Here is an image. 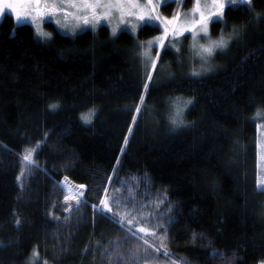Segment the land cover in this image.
<instances>
[{"label": "trees", "instance_id": "16d2710c", "mask_svg": "<svg viewBox=\"0 0 264 264\" xmlns=\"http://www.w3.org/2000/svg\"><path fill=\"white\" fill-rule=\"evenodd\" d=\"M173 4L161 7L163 18L178 12L180 2ZM231 27L240 34L228 59L214 73L193 76L166 48L155 70L139 55L141 41L156 28L143 26L136 37L127 30L113 36L106 25L75 36L55 31L45 43L30 24L5 15L0 23V264L160 260L94 207L105 188L111 198L118 180L133 175L147 178L154 194L168 197L172 210L157 228L159 237L187 264H212L222 255L234 257L228 264L264 262L255 118L264 113V0L227 6L211 32ZM157 52L154 48L153 57ZM149 71L153 80L145 90ZM176 97L192 101L181 127L169 121ZM90 111L85 122L81 116ZM26 148L37 149L33 164L23 160ZM65 178L85 186V201L68 214L60 206L53 211Z\"/></svg>", "mask_w": 264, "mask_h": 264}, {"label": "rangeland", "instance_id": "374dc122", "mask_svg": "<svg viewBox=\"0 0 264 264\" xmlns=\"http://www.w3.org/2000/svg\"><path fill=\"white\" fill-rule=\"evenodd\" d=\"M167 1L170 0H154V5L156 6V12L152 13V15L155 16L158 14L163 19V16L161 14V7L167 5L166 4ZM177 1L180 2V6L177 10L178 11L177 13L179 14V21L183 23L185 20L191 18V9L193 8V2L192 1L190 2L189 0L187 1L177 0ZM185 2L187 3V5L184 4ZM141 5L143 6V0H141ZM64 6L69 7L67 9L69 13H74L79 15L78 13L75 12V8H73L71 5L65 4L63 5V7ZM40 7L43 8L44 5L42 4ZM148 7L150 8L152 6H148ZM16 8L21 13V19L19 21L17 20L15 13L11 9L5 8V11L0 13V23L2 19L5 17V15H10L14 18L17 24H30L34 28L36 34V27L32 23V18L35 15L36 5L28 2H21L16 4ZM98 11H102V10H98ZM89 18L91 20V17ZM222 18L223 16L222 17L214 16L212 22L216 20H220ZM57 20L60 21L59 24L56 23ZM212 22H210L209 24V37L211 39L213 40L218 39L222 32L226 38L228 37L229 34H233L234 32L236 34L232 36V39L229 41L227 48L223 50L217 49L215 51L214 55L210 58L208 65H206V67L210 66L211 70L207 72L201 71L200 76L214 73L220 69L221 67L220 64L228 59L230 54L229 52L232 49V46L234 45L240 34L237 28L231 27L229 29L227 28L222 29L218 35H213L211 32ZM37 23L40 25L43 31L51 34L50 39L47 40L40 38L36 34L37 38L45 43L49 42L52 39L53 32L55 31L65 35L75 36L85 30H96L99 26L106 25L110 29V32L113 36L117 35L119 32L123 30H127L131 34H133V36L136 37L138 36V32L141 27L149 26L152 28H156L158 30L150 38L146 39L145 41H141V43L147 45L149 42H152V48H151L152 56H153L154 48H157L158 52H161L163 49L166 48V50L172 52V55L174 56V59L176 60L177 64L185 67L188 70H191L189 75H192L193 68L200 70V65L202 63L199 57L194 56L193 50L190 47L192 44V35L189 32H185L183 35H178L176 37H173L171 34H169L168 38L164 41L165 48H160L159 41L157 40V38L162 35L164 26L163 24H161L160 21H157L155 19L140 21L135 17H125L124 20L121 21L119 13L114 11L107 18H98V22L95 23L90 22L88 24H85L82 19L79 20L75 19L73 15H69L67 18L60 15L43 16L42 18L37 20ZM132 25H136L134 30L132 28ZM113 28H116L115 34H113ZM198 39L200 43H205L208 37H203V35L201 34V37H199ZM177 49H179V51H177ZM167 70H168L167 67H163V72ZM255 118L258 120L257 135H256L257 172H258L257 181H258V180H264V113H260V115H257ZM31 159H33V154ZM24 170L26 171V168ZM58 186L60 192L59 195H56L55 197V201L53 204V211L58 206H60L59 208H62L65 212L67 210L71 211L73 208L80 206L85 201V197H84L85 188L81 189L79 187L80 185H77L68 179H63V181H61L58 184ZM257 187L260 190H264V185L258 186L257 183ZM112 190H113L112 196L117 199H120L121 201L122 204V207H120L121 211L115 212L113 210L112 213H109L106 210H103L101 205L94 206L95 209L99 212L109 215V217H111L112 219H113V213H117L116 218H119L125 213H129V215L126 216L124 220V222L128 226L123 224L122 226L129 229L128 231L132 234V236L136 238L138 243H143V240L139 239L140 236L136 234L139 233L138 229L140 227L149 228L150 231H155L156 233V235H147L143 233L149 239V240L147 239L149 243L146 246H148V248H150L156 254H160L162 256L160 260L157 259L156 256H154L153 257L154 264H178V263L180 264L181 262L179 260L182 259L178 257L176 254H174L173 251L170 250V248L165 243H163L164 244L163 253H160V251H157L156 249L150 247L151 241L161 246L162 242L160 240L159 237L160 235L157 229L158 227H156V225L162 224L163 218L167 217V215L170 214L172 210V206L168 204V197L165 194H154L152 191V186L150 185L147 178L137 175L126 176L124 178L119 179L118 182L113 186ZM81 192L83 193V195L78 197L79 203H77L76 199H70L68 201H65L64 199L66 195L71 196L73 194H78ZM141 205L144 206L143 209H141ZM133 208H135L136 211L127 212V211H131ZM60 211L62 210L60 209ZM159 211L160 213H158ZM132 216L135 217V219L133 220V223L130 225L127 223V220L132 219L133 218ZM127 217H132V218H127ZM141 219L147 220V224L138 221ZM140 253L141 251L139 252V255H141ZM146 254L147 253L143 251L142 255H146ZM233 258L234 257H228L224 255L218 256L217 258L212 259V264L213 261L216 262L215 264H219L220 261L226 262L228 264L233 260Z\"/></svg>", "mask_w": 264, "mask_h": 264}, {"label": "snow or ice", "instance_id": "6c2138e0", "mask_svg": "<svg viewBox=\"0 0 264 264\" xmlns=\"http://www.w3.org/2000/svg\"><path fill=\"white\" fill-rule=\"evenodd\" d=\"M21 2H28L36 5L35 8V15L32 18V23L36 27V34L44 39H50L51 34L48 32H45L41 29L40 25L37 23V20L42 18L45 15H63L65 18H67L69 15H73L75 19H82L85 24H88L90 22L95 23L98 22V18H107L109 17L114 11L119 13L121 21L124 20L125 17H135L136 19L140 21L145 20H152L155 19L157 21H160L161 24L164 26L163 33L160 37L157 38L159 41V47L165 48L164 41L168 38L169 34H171L173 37H176L178 35H183L185 32H189L192 35V44L191 48L193 50V54L196 57H199L202 61L200 65V70H197L196 68H193L192 75L193 76H200L201 71L207 72L211 70V67L208 65V62L210 58L214 55L215 51L217 49L223 50L228 47L229 41L232 39V36L236 34L235 32L233 34H229L226 38L223 32L220 34L218 39H211L209 37V24L212 22L213 17H222L224 14V8H225V2L226 0H204L203 6L202 0H194L193 2V8L191 9V18L185 20L183 23L179 21V14H174L171 18L164 17L161 18L160 15L153 16L152 13L156 12V6L154 5V0H143V6L141 5V0H0V13L5 11V8L11 9L15 15L17 20L19 21L21 19V13L17 10L16 4ZM209 2L211 4V8L213 10H209ZM228 2L232 4H236L238 0H228ZM244 3L250 2V0H243ZM44 5V7H40L41 5ZM69 4L73 8H75V12L78 13H69L63 5ZM152 6V7H148ZM147 9V11H146ZM102 10V11H98ZM188 15V14H185ZM91 17V20L90 18ZM57 24L60 23L59 20L56 21ZM136 25H132L133 30L135 29ZM116 33V28H113V34ZM201 34L203 37H208L205 43L199 42V37H201ZM142 51L139 53V55L147 61L148 64H150V67L152 70H155L157 68V59L160 56V52L156 53V56L153 57L151 53L152 48V42H149L147 45H140ZM179 51V49H177ZM153 80L152 72L149 71L146 73V82L143 84V87L145 90L149 88L150 81ZM140 104H143L144 102V95H140L139 97ZM191 99L183 100L180 97H176L172 101V108L173 111L169 115V121L172 124L173 127H181L184 125L185 121L183 119L184 110L187 108L189 104H191ZM50 108L55 109L58 107L57 104L49 105ZM135 111L139 113L141 111L140 105L138 104L135 108ZM93 113L90 111L89 114L81 116V118L85 122H90V117ZM257 115H260L258 112ZM136 121V117L133 116V122ZM131 128H129V131L131 132ZM125 145L128 143V138L125 137L124 139ZM38 147V145H37ZM36 148H26L25 154L23 156V160L27 161L28 164H33L34 161L31 159L32 154L36 151ZM124 149L121 148V152H123ZM67 179V178H65ZM111 179V178H109ZM258 186L264 185V180H258L257 181ZM81 189L84 188V185L79 186ZM71 191V190H70ZM105 191V197L100 199V205L102 206L103 210H106L109 213L113 212L112 206L110 205V200L112 201V204H114L117 208L122 207L120 199H117L115 197H108L107 196V188L104 189ZM83 193L73 194L71 196L66 195L64 197L65 201H68L70 199H76L77 203H79V196H82ZM143 205H141V209H143ZM131 211H136L135 208H133ZM129 213H125L124 215L120 216L119 219H116L117 213H113V219L116 220V223L123 224L126 216H128ZM128 219L127 223L132 224L133 220ZM170 219V218H169ZM17 225L20 224V220H16ZM156 227H163L162 224L156 225ZM140 233H145L147 235H156L155 231H150L149 228L146 227H140L138 229ZM166 232V230H165ZM166 235L164 239H166ZM195 239V236L193 237ZM139 239H142L144 244L147 245L149 242L147 239H145L143 236L139 237ZM161 247H164L163 241L161 243ZM159 249H157L158 251ZM33 255H37L36 252L33 253ZM222 255V254H221ZM46 264V262H45ZM264 264V262H262Z\"/></svg>", "mask_w": 264, "mask_h": 264}, {"label": "flooded vegetation", "instance_id": "af4514ba", "mask_svg": "<svg viewBox=\"0 0 264 264\" xmlns=\"http://www.w3.org/2000/svg\"><path fill=\"white\" fill-rule=\"evenodd\" d=\"M185 1H187V0H185ZM189 1H190V2H191V1L194 2V0H189ZM175 2H177V0H170V1H167L166 4H169V3H175ZM203 2H204V0H202V5H203ZM241 4H244L243 0H238V2H237L236 4H232V3L228 2V0H226L224 10H225L226 7L229 6V5H241ZM65 7H66V6H64V8H65ZM68 8H69V7H66L65 9L67 10ZM209 9H210V10H213V9L211 8V4H210V2H209ZM67 11H68V10H67ZM57 15H60V14H57ZM45 16H50V15H45ZM60 16H63V15H60Z\"/></svg>", "mask_w": 264, "mask_h": 264}, {"label": "water", "instance_id": "95a60500", "mask_svg": "<svg viewBox=\"0 0 264 264\" xmlns=\"http://www.w3.org/2000/svg\"><path fill=\"white\" fill-rule=\"evenodd\" d=\"M66 213H67V214L70 213V210H67Z\"/></svg>", "mask_w": 264, "mask_h": 264}]
</instances>
